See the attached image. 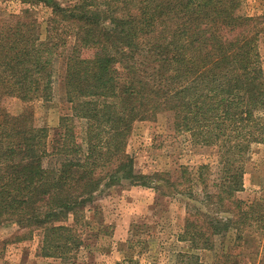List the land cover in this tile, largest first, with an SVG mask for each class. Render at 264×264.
Wrapping results in <instances>:
<instances>
[{"label": "trees", "instance_id": "obj_1", "mask_svg": "<svg viewBox=\"0 0 264 264\" xmlns=\"http://www.w3.org/2000/svg\"><path fill=\"white\" fill-rule=\"evenodd\" d=\"M18 1L28 7L0 14V226L17 225L26 232L20 239L40 231L41 256L74 259L89 247V231L107 227L96 220L106 189L127 183L166 196L165 182L186 201L181 241L215 251L233 232L244 250L256 246L253 262L241 260V249L220 253L217 264H263L264 200L236 197L252 147L264 145L261 17L241 15L242 0ZM39 5L52 10L46 37ZM69 41V113L53 130L39 128L30 104L53 99L55 64ZM7 98L28 105L14 114ZM164 113L194 144L218 151L213 185L198 173L200 196L191 173L180 190L165 173H138L127 151L134 125ZM178 257L177 264H205L190 252Z\"/></svg>", "mask_w": 264, "mask_h": 264}, {"label": "rangeland", "instance_id": "obj_2", "mask_svg": "<svg viewBox=\"0 0 264 264\" xmlns=\"http://www.w3.org/2000/svg\"><path fill=\"white\" fill-rule=\"evenodd\" d=\"M53 1L67 6L74 0ZM27 7L18 0H0V14L3 16L19 14ZM33 10L41 25L42 35L46 37L52 10L43 5L35 6ZM240 14L259 16L264 26V0H242ZM70 44L69 41L66 48L61 50L63 52H60L55 64L53 99L50 102L36 101L30 104L35 125L39 128L53 130L59 126L61 118L69 113L70 105L66 102L63 77ZM258 52L264 70V31L260 36ZM4 104L14 114L23 112L28 105L16 98H7ZM77 124L79 130H82L81 122ZM127 151L135 158L138 173H165L166 178L172 181L178 179L182 183L180 190L187 187L185 175L191 173V179L196 180L193 191L199 196L203 194L199 171L203 169L204 179L211 186L219 175L217 149L194 144L190 133L175 128L173 114L170 113L160 114L151 121L136 123ZM244 172V191L236 197L245 201H253L255 198L264 200L263 144L252 147L249 160L244 164ZM162 185L161 191L166 196H161V192L152 188L127 183L106 189L99 196L101 211L96 220L104 222L107 227L94 237L89 231L86 240L89 247L82 248L70 260L41 256L40 231H35L31 238L20 239L25 236L24 230L14 224H4L0 226V264H177L180 258L178 255L188 252L199 256L205 264H217L220 256L239 253L241 249L247 254L241 260L244 263L246 260L253 262L250 253L258 249L253 244L246 250L241 248L242 244L234 241L233 232H229L224 239L218 238L215 251L195 249L190 242L181 241L179 235L184 232L188 216L186 201L182 195L172 196L175 192L165 182ZM191 212L194 213V210ZM87 215L91 216V213Z\"/></svg>", "mask_w": 264, "mask_h": 264}]
</instances>
